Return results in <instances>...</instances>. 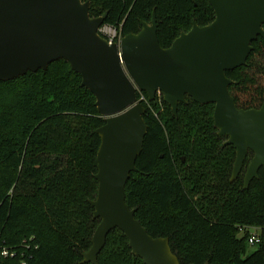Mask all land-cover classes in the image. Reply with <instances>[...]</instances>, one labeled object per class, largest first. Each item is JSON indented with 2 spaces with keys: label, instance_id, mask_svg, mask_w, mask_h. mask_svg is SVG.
<instances>
[{
  "label": "trees",
  "instance_id": "1",
  "mask_svg": "<svg viewBox=\"0 0 264 264\" xmlns=\"http://www.w3.org/2000/svg\"><path fill=\"white\" fill-rule=\"evenodd\" d=\"M89 1L90 16L107 12L104 24L119 29L122 38L137 34L142 22L150 24L154 13L163 49L193 23L203 27L215 17L207 0ZM252 48L245 66L226 73L233 82L229 92L243 110L264 105V84L252 74L255 59L264 58V40ZM137 99L146 110L147 133L137 172L125 187L135 218L153 238H168L181 264H264V168L244 189L249 152L231 182L236 151L217 136L214 105L187 97L174 116L162 96L148 102L138 93ZM103 125L95 97L63 60L0 82V253L8 252L0 264L82 262L99 224L90 202L98 189L95 132ZM249 228L260 232L252 253ZM98 264L144 263L116 229Z\"/></svg>",
  "mask_w": 264,
  "mask_h": 264
},
{
  "label": "water",
  "instance_id": "2",
  "mask_svg": "<svg viewBox=\"0 0 264 264\" xmlns=\"http://www.w3.org/2000/svg\"><path fill=\"white\" fill-rule=\"evenodd\" d=\"M215 17L209 25L193 23L171 46L163 49L157 23H141L137 34L110 44L99 34L107 12L90 16V1L0 0V82L45 71L63 60L81 77V87L95 97L104 125L96 130L98 189L93 218L99 224L91 248L80 264H98L108 235L120 230L129 248L144 264H181L168 238H153L126 203L125 187L137 172L147 125L145 108L160 94L174 116L178 104L190 98L214 105L213 122L225 146L236 151L231 182L241 174L248 153L253 154L243 177L244 189L264 168V105L243 110L229 92L226 73L246 65L258 38L264 40V0H207ZM207 264V263H206Z\"/></svg>",
  "mask_w": 264,
  "mask_h": 264
},
{
  "label": "built area",
  "instance_id": "3",
  "mask_svg": "<svg viewBox=\"0 0 264 264\" xmlns=\"http://www.w3.org/2000/svg\"><path fill=\"white\" fill-rule=\"evenodd\" d=\"M99 34L107 40V42H109L110 44H117L119 45L121 40H122V36H121V31L115 27L109 26V25H105L103 24L100 29H99ZM160 94H157L155 99L160 100ZM145 101V99L143 97H141V101ZM249 233V237H248V244L250 246H256L257 244H259L260 242V237L259 235H257L256 233L251 234L248 230ZM8 256V252L6 250H2V252L0 253V258L1 257H6Z\"/></svg>",
  "mask_w": 264,
  "mask_h": 264
},
{
  "label": "rangeland",
  "instance_id": "4",
  "mask_svg": "<svg viewBox=\"0 0 264 264\" xmlns=\"http://www.w3.org/2000/svg\"><path fill=\"white\" fill-rule=\"evenodd\" d=\"M254 64L257 68L255 70H252V74H254L258 78L259 83L264 84V58H256ZM248 230L251 234H254V233H256L257 235L260 234L259 229L257 228H249ZM241 234L242 233H239L240 237H241ZM255 249L256 248L254 246L253 247L249 246L247 253H252L254 252Z\"/></svg>",
  "mask_w": 264,
  "mask_h": 264
}]
</instances>
